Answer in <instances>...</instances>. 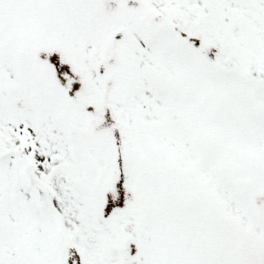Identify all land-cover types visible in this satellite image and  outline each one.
I'll use <instances>...</instances> for the list:
<instances>
[{
	"label": "snow or ice",
	"instance_id": "snow-or-ice-1",
	"mask_svg": "<svg viewBox=\"0 0 264 264\" xmlns=\"http://www.w3.org/2000/svg\"><path fill=\"white\" fill-rule=\"evenodd\" d=\"M0 264H264V0H0Z\"/></svg>",
	"mask_w": 264,
	"mask_h": 264
}]
</instances>
